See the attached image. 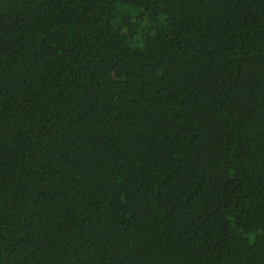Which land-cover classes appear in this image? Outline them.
Segmentation results:
<instances>
[{"label":"trees","instance_id":"16d2710c","mask_svg":"<svg viewBox=\"0 0 264 264\" xmlns=\"http://www.w3.org/2000/svg\"><path fill=\"white\" fill-rule=\"evenodd\" d=\"M0 264H264V0H0Z\"/></svg>","mask_w":264,"mask_h":264}]
</instances>
